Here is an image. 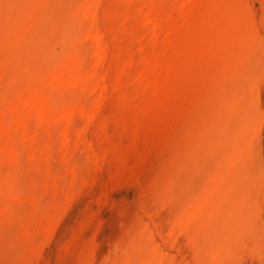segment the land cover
Masks as SVG:
<instances>
[{
  "label": "rangeland",
  "instance_id": "obj_1",
  "mask_svg": "<svg viewBox=\"0 0 264 264\" xmlns=\"http://www.w3.org/2000/svg\"><path fill=\"white\" fill-rule=\"evenodd\" d=\"M0 264H264V0H0Z\"/></svg>",
  "mask_w": 264,
  "mask_h": 264
}]
</instances>
